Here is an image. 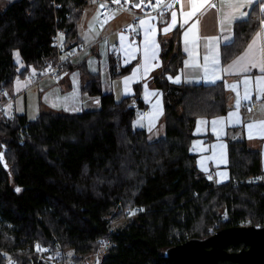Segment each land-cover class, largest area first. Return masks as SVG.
Wrapping results in <instances>:
<instances>
[{"label": "trees", "instance_id": "trees-1", "mask_svg": "<svg viewBox=\"0 0 264 264\" xmlns=\"http://www.w3.org/2000/svg\"><path fill=\"white\" fill-rule=\"evenodd\" d=\"M87 2L12 0L0 10V94L53 57L55 28L63 31L65 51L81 47L76 26ZM259 26L255 8L236 21L221 62L240 53ZM179 31L159 35L161 68L152 77L162 91V137L149 140L144 127L134 125L145 109L140 83L132 96L116 100L102 92L97 74L84 87L99 96L96 109L49 110L35 119L0 112V264H49L40 253L54 251L81 260L102 247L99 264H175L165 255L170 247L224 227L264 224V177L233 182L261 172L259 150L245 140L229 141V180L223 184L196 166L190 151L196 120L226 112V89L222 81L168 79L182 65ZM129 69L116 72L110 65L112 76ZM128 214L112 228L113 220Z\"/></svg>", "mask_w": 264, "mask_h": 264}, {"label": "crops", "instance_id": "crops-1", "mask_svg": "<svg viewBox=\"0 0 264 264\" xmlns=\"http://www.w3.org/2000/svg\"><path fill=\"white\" fill-rule=\"evenodd\" d=\"M152 1L161 3V0ZM202 3L203 0H196L195 3L193 0H174L165 13L142 16L137 27V44H132L130 38L121 30L129 19L126 12L116 9L100 18L97 4L92 10V16L90 13L86 15L84 7L76 26L77 40L81 47L74 51L60 78L42 77L32 83L29 77V83L23 84L21 80L14 82L16 77L12 82L16 85L15 91L4 100L3 97L0 98L5 103L4 112L17 113L14 108L15 96L32 88L37 92L41 112L53 110L77 113L96 109L100 104L99 96L90 94L84 87L90 80V75L97 74L102 92H110L114 98L117 95L120 98L132 96L134 84L140 83V95L145 109L137 112L138 122L134 125L144 127L149 140L162 137L165 132L163 97L162 91L153 85L152 77L161 68L159 35L168 38L179 26L182 65L175 75H168V79L176 84L202 85L222 81L226 89V112L196 120L190 151L196 156L197 168L215 184L227 182L228 142L245 140L250 148L259 150L261 169L264 170V130L247 127L249 123L264 120V27L261 25V21H264V0H253L251 4H247L246 0H208V4L201 7ZM209 4H216V7H209ZM253 8L260 22L258 30L240 53L222 63L221 47L233 39L234 23L247 18ZM194 9L200 10L189 19L188 14ZM185 20L188 22L185 23ZM197 22V27L192 28V24ZM173 23L175 26L170 31H163ZM258 32L261 36L251 52L245 56L248 45ZM61 41L63 44L64 35L61 36ZM110 43L119 45V56L110 55ZM205 57L208 59L205 60ZM239 57L244 59L234 65L233 62ZM186 61L192 66L186 67ZM111 62L116 72L126 65H130V69L122 75L112 76ZM253 64L256 66L253 67ZM243 67L248 70L243 71ZM225 69L229 71L226 73ZM28 74L31 76L34 72ZM176 77H179V81ZM246 92L251 95L249 100L242 99ZM237 99H241L239 106L236 105ZM248 103L254 105L251 111L246 108Z\"/></svg>", "mask_w": 264, "mask_h": 264}, {"label": "water", "instance_id": "water-1", "mask_svg": "<svg viewBox=\"0 0 264 264\" xmlns=\"http://www.w3.org/2000/svg\"><path fill=\"white\" fill-rule=\"evenodd\" d=\"M146 1L132 0L131 6L139 9ZM132 104L135 106V102ZM238 244L243 247L228 250L229 246ZM165 255L175 264H219L224 260L235 264H264V224L220 228L205 239H189L170 247Z\"/></svg>", "mask_w": 264, "mask_h": 264}, {"label": "built area", "instance_id": "built-area-1", "mask_svg": "<svg viewBox=\"0 0 264 264\" xmlns=\"http://www.w3.org/2000/svg\"><path fill=\"white\" fill-rule=\"evenodd\" d=\"M174 0H162L161 3H155L151 1L150 6L143 9H135L131 7L128 3L129 0H119V3H115L114 0H96V4L98 7V13L100 18H104L106 15L111 13L113 10H120L126 12L129 15V19L122 26L121 30L130 38V42L132 44H137L139 41V33H138V24L139 20L142 16L148 14H156V13H165L167 11L168 5L171 4ZM104 5V7H101ZM63 35V31L61 28H55L54 34L52 36V46L54 48V55L50 59H46L43 62L42 68L38 73H34L30 76L32 83L38 81L42 77H52L54 79H59L62 71L66 69L69 60L74 53V51L69 50L65 51L63 48V44L61 41V36ZM110 55L112 57H117L120 54V47L117 43H110L109 45ZM62 54H66V57H62ZM5 103L0 99V112L4 111ZM253 103L246 104L247 109H251L253 107ZM264 177V170H261L260 173L256 175H250L245 178L235 179L234 183H242L244 181L249 182L256 178ZM55 253V252H53ZM42 254V253H40ZM45 255V254H44ZM55 254H52V256ZM51 257V256H49Z\"/></svg>", "mask_w": 264, "mask_h": 264}, {"label": "rangeland", "instance_id": "rangeland-1", "mask_svg": "<svg viewBox=\"0 0 264 264\" xmlns=\"http://www.w3.org/2000/svg\"><path fill=\"white\" fill-rule=\"evenodd\" d=\"M11 1L12 0H0V10H3ZM151 1L152 0H147L146 3H144L140 9L145 10L146 8H148L150 6ZM95 4H96V0H88L85 6L86 15H88L89 13L91 16L93 15L92 10L95 8ZM128 4H130V2ZM62 57L63 58L66 57V54H62ZM14 59L18 64H21V60L17 51H14ZM29 77L30 74L26 73L18 76L14 82L21 80L23 84L29 83ZM13 84L11 85L10 88H7L5 91H3L0 94V98L3 97L4 100L5 98H7L8 95L12 94L15 91L16 85L14 84L15 85L14 86ZM115 99L119 100L121 98L117 95ZM11 107L12 105H10V109ZM14 108L17 111V113H22V112L26 113L28 119H35L42 111V108L39 105L38 95L37 92L34 90V88L28 90L26 93L16 95L14 100ZM137 122H138V117H136L134 121L135 125L137 124ZM128 217L129 214L128 216H121L118 219L113 220L111 222L112 228H115L120 224H122L126 219H128ZM209 229H211V227H209ZM54 252L55 253L53 254L55 255L51 257L41 254L42 255L41 260L49 264H99L100 258L103 254V247L98 248V250L95 253L81 260L73 259L71 256L72 253L70 251L67 252L65 257L59 251H54Z\"/></svg>", "mask_w": 264, "mask_h": 264}, {"label": "snow or ice", "instance_id": "snow-or-ice-1", "mask_svg": "<svg viewBox=\"0 0 264 264\" xmlns=\"http://www.w3.org/2000/svg\"><path fill=\"white\" fill-rule=\"evenodd\" d=\"M114 2H115V3H119V0H114ZM161 2H162V0H161ZM195 2H196V0H193V3H195ZM246 2H247V4H251V3L253 2V0H246ZM204 4H208V0H203V3L201 4V7H203ZM136 6L139 7L140 5L137 4ZM168 6L171 7V5H168ZM208 6L214 8V7H216V4H209ZM243 6H244V5L242 4L241 7H243ZM101 7H104V5H101ZM262 7H264V6H262ZM199 10H200V9H194L192 12H190V13L188 14L189 19H191V17L194 16V15L196 14V12L199 11ZM245 14H246V13H242V15H245ZM175 15H176V14H175V12H174V13H173V16L175 17ZM105 22H107V21H105ZM187 22H188V21L185 20V23H187ZM141 23H144V21H141ZM197 25H198V22H197V23H193L191 27H192V28H196ZM261 25H262V27H264V21H261ZM174 26H175V23L169 25V27L165 28L163 31H164V32H168V31H170L171 28L174 27ZM186 35H187V33H186ZM260 36H261V33L258 32V33L256 34V37L253 38L252 43L248 45V50L246 51L245 56H247L248 53L251 52V50L253 49L254 45L257 43V40H258V38H259ZM211 39H215V38H211ZM207 59H208V58L205 57V60H207ZM242 59H244V57H239L237 61H234V62H233V64L235 65L239 60H242ZM216 62H218V61H214V63H216ZM185 65H186V67L192 66V65H190L189 62H187V61L185 62ZM252 66L255 67L256 65L253 64ZM231 67H232V66L230 65L229 68H231ZM242 70H243V71H247L248 69H247V67H243ZM224 71L227 73V72L229 71V69H225ZM176 80L179 81V77H176ZM247 82H248V81L246 80L245 83H247ZM257 83H259V80L257 81ZM250 98H251V95H250L249 93H247V92H246L245 95L242 97L243 100H249ZM240 103H241V99H237V100H236V105L239 106ZM251 110H252V109H249V111H251ZM233 115H235V113H233ZM247 127H248L249 129H253V128H257V127H259L260 129L264 130V120L256 121V122H254V123H249V124L247 125ZM250 138H251V137H250ZM18 190H19V189H18ZM129 214L131 215L132 213H129ZM101 243H103V242H101ZM38 250H39V249H38Z\"/></svg>", "mask_w": 264, "mask_h": 264}]
</instances>
